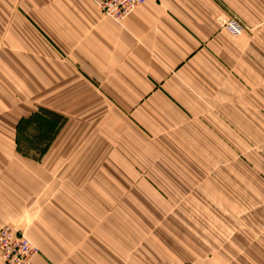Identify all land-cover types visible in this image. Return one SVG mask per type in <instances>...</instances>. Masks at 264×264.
<instances>
[{
  "label": "crops",
  "instance_id": "1",
  "mask_svg": "<svg viewBox=\"0 0 264 264\" xmlns=\"http://www.w3.org/2000/svg\"><path fill=\"white\" fill-rule=\"evenodd\" d=\"M101 1L0 0V228L26 232L32 264L257 263L228 247L205 258L201 241L172 233L93 228L97 215L77 209L91 200L75 190H123L141 142L149 156L178 158L181 143L220 140L179 105L194 115L240 94L264 102V0H149L122 23ZM233 16L257 32L222 28ZM44 109L64 122L41 159L21 149L19 127Z\"/></svg>",
  "mask_w": 264,
  "mask_h": 264
},
{
  "label": "rangeland",
  "instance_id": "2",
  "mask_svg": "<svg viewBox=\"0 0 264 264\" xmlns=\"http://www.w3.org/2000/svg\"><path fill=\"white\" fill-rule=\"evenodd\" d=\"M21 21L18 12L13 14L12 22ZM253 31L246 33L257 32ZM246 96L237 95V105H199L196 116L190 107L179 105L185 120L203 122L205 131L218 129L220 140L181 143V150L175 151L178 158L149 156L141 142L138 160L143 164L136 174H123L125 188H76L77 200L86 198L92 204L77 209L97 215L93 228L132 230L141 233V239L153 232L172 233L182 240L201 241L205 258L218 247H228L235 251L236 262L264 264V102L253 99L256 105H244ZM43 111L19 127L21 149L41 159L47 156L55 127L64 122L50 109ZM190 145L197 148H182ZM99 203L107 204L105 210Z\"/></svg>",
  "mask_w": 264,
  "mask_h": 264
},
{
  "label": "built area",
  "instance_id": "3",
  "mask_svg": "<svg viewBox=\"0 0 264 264\" xmlns=\"http://www.w3.org/2000/svg\"><path fill=\"white\" fill-rule=\"evenodd\" d=\"M149 0H103L100 7L103 14L118 23L139 5ZM221 27L234 35H242L250 30L238 17L220 19ZM258 27L264 29V21ZM38 247L28 238L24 230L6 224L0 228V258L5 264H32Z\"/></svg>",
  "mask_w": 264,
  "mask_h": 264
}]
</instances>
